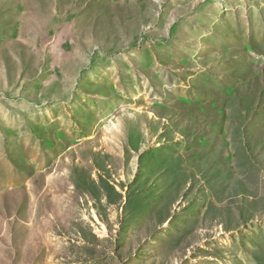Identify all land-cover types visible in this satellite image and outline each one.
Wrapping results in <instances>:
<instances>
[{"label": "rangeland", "instance_id": "rangeland-1", "mask_svg": "<svg viewBox=\"0 0 264 264\" xmlns=\"http://www.w3.org/2000/svg\"><path fill=\"white\" fill-rule=\"evenodd\" d=\"M0 264H264V0H0Z\"/></svg>", "mask_w": 264, "mask_h": 264}]
</instances>
